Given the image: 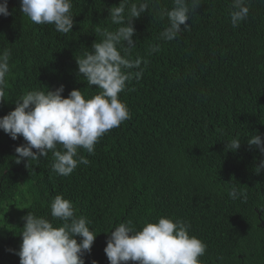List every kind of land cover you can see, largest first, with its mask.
Instances as JSON below:
<instances>
[{
    "label": "trees",
    "instance_id": "trees-1",
    "mask_svg": "<svg viewBox=\"0 0 264 264\" xmlns=\"http://www.w3.org/2000/svg\"><path fill=\"white\" fill-rule=\"evenodd\" d=\"M119 2L72 0L73 28L63 34L51 24H34L19 0H8L11 14L0 15V52H11L10 73L0 117L31 90L63 85V98L74 89L86 99L98 94L77 75L76 59L101 41L100 31L118 27L108 9ZM199 3L186 21L190 28L172 41L159 39L168 26L159 11L170 10L173 0H151L133 20L131 58L141 57L144 71L119 94L131 118L102 136L94 154L78 149L87 166L58 176L51 151L39 161L17 163L15 148L26 141L0 130V264H19L15 252L29 212L62 224L50 215L57 195L98 233L85 264H109L104 248L119 223L131 221L139 230L160 217L190 225L189 234L207 246L201 264H264V170L255 171L264 155L247 142L251 135L264 141V0H246L249 13L238 27L230 18L233 0ZM157 44L160 50L151 52ZM233 139L241 140L240 147L228 150ZM233 188L246 201L233 200Z\"/></svg>",
    "mask_w": 264,
    "mask_h": 264
},
{
    "label": "clouds",
    "instance_id": "clouds-1",
    "mask_svg": "<svg viewBox=\"0 0 264 264\" xmlns=\"http://www.w3.org/2000/svg\"><path fill=\"white\" fill-rule=\"evenodd\" d=\"M20 11L31 22L38 25L54 26L58 33L68 34L73 28L72 0H19ZM151 0H120L108 9V18L118 27L112 31H100V42L92 44L91 51H85L83 58L76 59L77 75L83 76L89 86H96L98 94L85 98L80 90H72L63 98V85L55 90H31L15 99V108L0 117V130L16 140L23 137L26 144L15 148L16 162L21 159L39 161L51 151L54 160L52 171L67 177L78 164L88 165L90 161L78 155V149L94 154L99 139L122 122L130 119V112L119 99L127 83L139 80L144 69L142 58H131L136 42L133 37V20L149 10ZM8 0L0 2V15L7 17ZM199 0H173V7L161 9L160 19L165 17L168 26L160 33L159 39L172 41L182 31L190 28L186 23L190 14L199 7ZM230 13L233 27H238L249 13L246 0H233ZM183 25V28L181 26ZM159 45L150 46L151 52L159 51ZM8 49L0 52V101H4L3 85L10 73ZM145 66L147 61H143ZM138 69L137 71H132ZM249 146L264 155V141L260 135L248 138ZM241 140L226 143L228 150H237ZM60 146L58 150L57 146ZM35 149L36 151H33ZM264 170V159L255 168L257 174ZM229 196L235 200L246 194L233 188ZM53 220L61 221L60 226L29 212L22 219L24 225L20 236L19 264H85V254L98 233L89 228L91 223L83 216H77L73 203L61 195L49 203ZM264 211V207H260ZM112 229V228H111ZM190 225L180 220L160 217L158 222L145 223L137 230L132 222H121L111 231L104 253L109 264L136 262V264H201L200 257L206 252V244L189 234ZM109 231V230H108ZM107 231V232H108ZM105 232V233H107ZM81 237L80 242L74 238ZM91 264H97L95 260Z\"/></svg>",
    "mask_w": 264,
    "mask_h": 264
},
{
    "label": "water",
    "instance_id": "water-1",
    "mask_svg": "<svg viewBox=\"0 0 264 264\" xmlns=\"http://www.w3.org/2000/svg\"><path fill=\"white\" fill-rule=\"evenodd\" d=\"M261 224H262V227L264 228V222H261Z\"/></svg>",
    "mask_w": 264,
    "mask_h": 264
}]
</instances>
